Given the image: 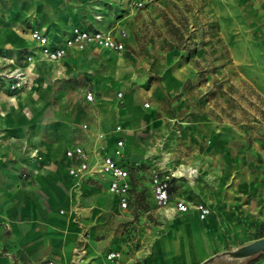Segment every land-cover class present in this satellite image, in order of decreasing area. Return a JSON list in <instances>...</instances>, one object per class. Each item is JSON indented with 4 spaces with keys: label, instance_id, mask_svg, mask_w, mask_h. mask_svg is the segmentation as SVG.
Segmentation results:
<instances>
[{
    "label": "crops",
    "instance_id": "obj_1",
    "mask_svg": "<svg viewBox=\"0 0 264 264\" xmlns=\"http://www.w3.org/2000/svg\"><path fill=\"white\" fill-rule=\"evenodd\" d=\"M120 1L0 0V264H106L110 249L121 251L123 264H198L252 240L245 238L247 224L237 211L211 195L187 190L200 175L196 170L198 176L192 179L190 165L167 140L175 129L154 123L153 112L132 94L126 97L121 89L114 90L109 71L117 61L106 49L90 44L69 49L60 61L38 56L27 61L26 55L34 54V27L52 41H60L72 26L125 29L121 24L130 17L127 11L121 14ZM256 26L251 43L264 50V25ZM17 71L23 73V83L13 90L10 74ZM85 77L91 79L89 90ZM87 92L93 99L96 92L102 96L88 103ZM116 124L121 130L114 131ZM118 139L123 143L115 155ZM74 143L88 152L91 165L96 166L102 154H112L127 168L126 209H143L147 201L156 205L150 174L163 170L173 171L172 204L178 199L202 201L210 214L200 219L194 209L161 207L157 212L168 217H162L150 238L126 237L121 222L128 219V211L108 190L109 177L97 170L84 176L68 172L74 161L64 149ZM247 264H264V253Z\"/></svg>",
    "mask_w": 264,
    "mask_h": 264
},
{
    "label": "rangeland",
    "instance_id": "obj_2",
    "mask_svg": "<svg viewBox=\"0 0 264 264\" xmlns=\"http://www.w3.org/2000/svg\"><path fill=\"white\" fill-rule=\"evenodd\" d=\"M119 8L130 17L121 24L128 32L125 48H103L117 61L109 71L114 90L132 94L153 112L154 123L175 129L167 140L200 175L187 190L211 195L237 211L247 224L245 238L261 236L264 50L251 39L259 30L256 24L264 25V0H152L144 8L121 0ZM90 80L84 78L86 90ZM99 96L96 92L95 99ZM172 172L166 173L171 177ZM157 210L162 208L150 201L143 209H125L126 237L150 238L168 217Z\"/></svg>",
    "mask_w": 264,
    "mask_h": 264
},
{
    "label": "built area",
    "instance_id": "obj_3",
    "mask_svg": "<svg viewBox=\"0 0 264 264\" xmlns=\"http://www.w3.org/2000/svg\"><path fill=\"white\" fill-rule=\"evenodd\" d=\"M148 0H131L135 7H143ZM127 36L123 28H110L107 30L88 29L80 26H72L68 35L60 41H52L50 37L41 28L34 27L30 30V38L34 43V54H27L26 59L30 63L35 56L41 59L55 62L63 59L69 49H83L87 45H96L98 47L121 52L125 48L124 40ZM10 88L15 90L22 86L23 73L15 72ZM121 97L122 93L117 92ZM88 100L93 99L92 92L86 93ZM85 124L83 125V127ZM121 130V125L116 124L114 131ZM122 139L116 141L115 155H120V146ZM64 155L74 162L68 168V172L73 175L84 176L94 170L109 177L108 190L118 197L119 207L126 209L128 206L129 172L125 166L119 164L112 154H102L99 163L94 166L88 161V152L78 143H74L64 149ZM96 168V169H95ZM169 175L163 170H153L150 174V183L155 204L163 208H171L178 212H185L194 209L200 219H205L211 212L210 207L202 201L188 203L184 199H178L173 204L170 201L169 193ZM106 264H123L122 253L119 249H110L105 253ZM42 264H54L52 260H46Z\"/></svg>",
    "mask_w": 264,
    "mask_h": 264
},
{
    "label": "water",
    "instance_id": "obj_4",
    "mask_svg": "<svg viewBox=\"0 0 264 264\" xmlns=\"http://www.w3.org/2000/svg\"><path fill=\"white\" fill-rule=\"evenodd\" d=\"M264 251V235L254 238L245 243L236 245L230 249H225L214 253L198 264H207L210 261L218 258H223L228 264H241L253 255Z\"/></svg>",
    "mask_w": 264,
    "mask_h": 264
},
{
    "label": "bare ground",
    "instance_id": "obj_5",
    "mask_svg": "<svg viewBox=\"0 0 264 264\" xmlns=\"http://www.w3.org/2000/svg\"><path fill=\"white\" fill-rule=\"evenodd\" d=\"M187 173L192 177V179L196 176H198L197 172L195 169H193L192 167L187 171Z\"/></svg>",
    "mask_w": 264,
    "mask_h": 264
},
{
    "label": "trees",
    "instance_id": "obj_6",
    "mask_svg": "<svg viewBox=\"0 0 264 264\" xmlns=\"http://www.w3.org/2000/svg\"><path fill=\"white\" fill-rule=\"evenodd\" d=\"M264 234H262L261 236H263ZM260 237V236H259ZM262 253H264V251L263 252H259V253H257V254H255V255H253L252 257H250L249 259H247L244 263H242V264H247V263H249L250 261H252L255 257H257V256H259L260 254H262Z\"/></svg>",
    "mask_w": 264,
    "mask_h": 264
}]
</instances>
